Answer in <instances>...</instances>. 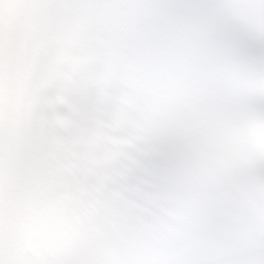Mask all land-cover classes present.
<instances>
[{
	"label": "snow or ice",
	"instance_id": "1",
	"mask_svg": "<svg viewBox=\"0 0 264 264\" xmlns=\"http://www.w3.org/2000/svg\"><path fill=\"white\" fill-rule=\"evenodd\" d=\"M0 264H264V0H0Z\"/></svg>",
	"mask_w": 264,
	"mask_h": 264
}]
</instances>
